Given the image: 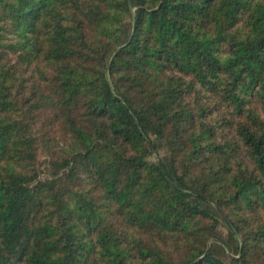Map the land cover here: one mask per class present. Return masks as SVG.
<instances>
[{
    "label": "trees",
    "instance_id": "trees-1",
    "mask_svg": "<svg viewBox=\"0 0 264 264\" xmlns=\"http://www.w3.org/2000/svg\"><path fill=\"white\" fill-rule=\"evenodd\" d=\"M0 264H264V0H0Z\"/></svg>",
    "mask_w": 264,
    "mask_h": 264
},
{
    "label": "rangeland",
    "instance_id": "rangeland-1",
    "mask_svg": "<svg viewBox=\"0 0 264 264\" xmlns=\"http://www.w3.org/2000/svg\"><path fill=\"white\" fill-rule=\"evenodd\" d=\"M35 76H36V77H41L38 73H36ZM46 115H47V113H43V116H46ZM56 137H57L58 140L60 141V142L58 143L59 147H64V146L66 145V142L63 140V137H60L59 134H57ZM59 149H60V148H59ZM45 161L49 163V158H48V156H46L44 153H42V154H41V163H42V166H41V167H43V169H45V167H46V162H45ZM46 174H47V173H46ZM46 174L43 172V175H46ZM223 230H224V233L227 232V229H226L225 226H223ZM227 253H228V255H230V256L232 255V253L229 252V251H227ZM224 257L227 258L226 255H224Z\"/></svg>",
    "mask_w": 264,
    "mask_h": 264
},
{
    "label": "water",
    "instance_id": "water-1",
    "mask_svg": "<svg viewBox=\"0 0 264 264\" xmlns=\"http://www.w3.org/2000/svg\"><path fill=\"white\" fill-rule=\"evenodd\" d=\"M121 48H122V46L118 47V48L116 49V51L114 52V54H116L117 51H119Z\"/></svg>",
    "mask_w": 264,
    "mask_h": 264
}]
</instances>
